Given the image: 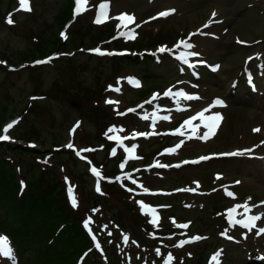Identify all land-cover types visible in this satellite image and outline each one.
<instances>
[{"label": "rangeland", "instance_id": "rangeland-1", "mask_svg": "<svg viewBox=\"0 0 264 264\" xmlns=\"http://www.w3.org/2000/svg\"><path fill=\"white\" fill-rule=\"evenodd\" d=\"M29 3L32 10L24 11L19 0H0V134L5 123L17 119L5 133L10 139L0 142V186L14 189L17 198L35 185L30 181L47 183L50 173L57 178L59 211L69 207L83 226L90 217L92 233L84 228L99 244L92 243L76 264H165L169 254L171 264H264V234H257L264 220L251 231L228 220L229 210L241 202L251 212L243 209L235 219L264 214V0H88L87 10L75 16L72 0ZM101 4L108 5L109 15L97 24ZM122 14L134 22L123 27L117 19ZM161 48L166 51L158 52ZM171 53L204 63L187 67ZM180 92L198 99H184ZM216 99L223 104L213 106ZM201 111L222 117L207 140L200 138L206 129L200 119L184 125ZM176 126L184 135L168 134ZM109 128L122 131L109 133ZM139 131L156 134L130 138ZM109 135L129 138L120 147ZM133 146L138 158L129 159L124 149ZM226 152L237 155L221 156ZM248 152L259 159L246 160ZM200 155L210 157L170 167ZM155 159L169 167L145 170ZM92 168L101 173L99 192ZM7 173L14 175V187L6 183ZM125 176L130 178L116 179ZM1 199L0 238L12 256L0 255V264H54L53 256L38 257V247L52 233L45 218L29 216L19 254L7 233L16 212L4 208ZM137 201L156 209L158 226L149 223L151 216ZM61 225L58 240L65 232ZM193 237L202 239L176 246ZM51 245L56 253L71 249L61 241Z\"/></svg>", "mask_w": 264, "mask_h": 264}, {"label": "trees", "instance_id": "trees-1", "mask_svg": "<svg viewBox=\"0 0 264 264\" xmlns=\"http://www.w3.org/2000/svg\"><path fill=\"white\" fill-rule=\"evenodd\" d=\"M12 146L13 145L11 146L9 145V147ZM35 152L37 151L35 150ZM25 153L34 156L32 153L29 152H25ZM9 174L10 173H7V175L4 174L5 178L8 179L6 183H8V185L12 183L11 185H13L14 187L16 185L14 175L12 176ZM38 179L39 180L35 182L30 181V183H33L35 185L31 184L29 186L30 191L23 192L17 198L13 192L14 189L8 191L6 190V187L0 186V197L2 198L1 202H3L6 205L3 207L4 208L10 207L11 209H14V211L16 212L14 221L11 223L7 233L12 238L11 240L15 245L16 250L18 251L19 254H21L22 252L20 251L22 250H20V248L22 244L25 242L27 237L26 235L30 230L29 229L30 226L28 225V223L30 222L29 216L38 213L42 216V218H45L46 222L48 223V226L51 227V231H52L47 242L44 245L38 247V253H39L38 257L40 258L41 255H43L45 256V259H50L53 256L54 260H52V262L54 261L55 262L54 264H63L65 261L68 262V264H76L79 258L76 254H79V252L82 251L80 253L81 255L83 254V252L91 249L92 247L91 241L87 235L88 232L86 231V229L82 224L77 222L78 220L77 218H75L74 220L71 217V215L67 211L69 207H65L64 211L63 210L59 211V207L56 204L58 202L56 200H57V195L60 193L57 187L58 183L60 182L54 181L57 180V178H55L52 175V173H50L49 182L46 180L47 183H45L40 178ZM23 194L29 197L26 202L22 198ZM6 195L7 197L4 198L3 196ZM48 201H52L56 205H53L51 208H49V204L47 203ZM61 224L65 228L64 230L65 232H64V236L58 240L55 238L56 236L55 231H56V227L58 228ZM59 241L63 243L64 247L71 245V249L65 253H62V250L64 248L59 250L58 253L52 251L51 248L53 245H51V243L53 242L55 243ZM41 248H43L42 251H40ZM48 252L49 254L47 255ZM53 253L55 254L53 255Z\"/></svg>", "mask_w": 264, "mask_h": 264}, {"label": "snow or ice", "instance_id": "snow-or-ice-1", "mask_svg": "<svg viewBox=\"0 0 264 264\" xmlns=\"http://www.w3.org/2000/svg\"><path fill=\"white\" fill-rule=\"evenodd\" d=\"M76 2V8H75V13H74V16L75 15H80L82 12L86 11L87 8H86V5L88 4V0H75ZM19 4L21 6V9L24 10V11H31V6H30V3H29V0H19ZM108 5L107 4H101L99 5V13L95 19V23L97 24H100V23H103L108 17H107V12H106V9H107ZM169 13L165 12V13H161L160 15L161 16H165V15H168ZM213 15H215V13H213ZM117 19H119L121 22H122V26L123 27H127L129 23H132L134 22V17L130 16V15H127V14H122L120 17H118ZM8 23L11 24L13 23V21L11 19L8 20ZM63 35V33H62ZM121 35H125V33H121ZM65 39H67L66 36H64ZM134 38V36L132 35H129V39H132ZM183 46L185 48H191L192 45L188 44V43H184ZM96 53L100 54V55H104L105 53L101 52L100 49H95L94 50ZM161 52H164L166 51V49L164 48H161L160 49ZM188 55H192V56H195L197 55L196 53H189ZM52 58H49L48 60H44V61H38L37 63H49L50 60ZM180 59L183 61V63L185 64H188V60L185 58V55L182 54L180 56ZM137 86H139L137 84ZM115 91H119L120 89L119 88H116L114 89ZM169 93H165V95H168ZM177 95L183 97L184 99H188V100H191V99H198V97H193V96H186L183 92H180V93H177ZM155 98V97H154ZM106 103H113V101L109 100V101H106ZM215 104L216 105H222L223 102L220 101V100H216L215 101ZM129 111H132L131 109ZM122 114V113H121ZM144 119H148L149 117L146 115L143 117ZM200 119L201 121H206V123H204V127L208 129V131H206L202 137V139H209L212 135L215 134V130L216 128L219 126V122L221 121L222 117L219 115V114H215V115H211V116H207L205 117V114H204V111H201L199 114H198V117H192L191 119L187 120L184 122V125L185 126H188V125H192V121L195 120V119ZM162 119H165L167 120L168 117L165 116V117H162ZM13 127V124L10 123L9 125L6 126V128L4 129V132L7 133L11 128ZM76 127H79V122L78 124L76 125ZM75 129H73L74 131ZM118 131H122V129H116V128H109L108 129V132L109 133H112V132H118ZM196 129L195 127L193 128V132L195 133ZM254 131L256 132H259L261 131V129L257 128V129H254ZM152 134H156V133H152ZM184 135V133L182 131H180L179 129L173 133V135ZM134 135H148V134H134ZM129 137H124V138H121L120 136L116 135V136H112V135H109L108 136V139L110 140H115L117 142V145L120 146V147H123V139H128ZM10 137L8 135H0V140H9ZM68 148H73V145L71 143H69L67 145ZM181 147V145H176L175 148L169 150L170 152H175L177 148ZM125 152L129 153V159H133V158H138V157H134L132 155V153L134 152L135 150V146H133L132 148H125L124 149ZM82 151H91V149H84ZM79 155V152L77 153ZM116 154V149L113 148L112 151H111V155H115ZM229 155H237V153H230ZM202 159H207V157L205 158H202ZM185 163H188V162H185ZM124 163H122L120 165L121 169L124 168ZM157 167H164V165H159L157 164L156 165ZM92 173L98 178L97 179V186H96V191L99 192L100 191V179H102L101 177V173L96 169V168H92L91 169ZM130 178V176H125V177H117L116 179L117 180H121V179H128ZM67 180V178H65ZM133 184L136 183L135 180L132 181ZM141 187H143L141 185ZM128 191H132V189H128ZM145 192H147L148 190L147 189H144ZM68 194H69V198H70V201H71V205L73 208H76L78 206V203H77V197L74 193V188L70 185L68 187ZM228 196H233V193L231 192H228L227 193ZM137 203L140 205V209L142 211V213H144L145 215H150L151 216V219L149 220V223L153 224V225H157L158 226V223H159V218H158V215H157V211L155 208H152L150 206H147L143 203V201H137ZM238 207H243L244 210H245V213H249L251 212V207H249L247 204L245 205H238L232 209L229 210L228 212V220H229V223L232 224V225H240L241 227L245 228V229H248L249 231H251L253 228L256 227V222L257 221H261V220H264V214H260V215H247L246 219H235L234 217V213L237 212V208ZM93 221L91 220V218L89 217L88 219H86L84 221V226L85 228L88 229L89 233L91 234L92 233V229L89 227L90 224H92ZM173 223H175V221H173ZM102 227H105V226H102ZM176 227H179V228H188V224H177ZM257 234H264V228H259L257 230ZM110 235V233H109ZM230 238V237H229ZM93 239L95 240V236L93 235ZM199 239H202L201 237H193L191 240H183V241H180L179 244H177L176 246L177 247H183L185 244L187 243H191L193 242V240H199ZM128 236H124L123 237V241L124 243H128ZM97 247H99V244L96 245ZM157 254L159 255L160 254V250L157 249ZM0 255H3L5 257H9V256H12V251L11 249L8 247V244H7V241L5 239H2L0 238ZM217 256H219V253L216 254V256L213 257V260L215 261L217 259ZM173 260V257L171 254L168 255L167 257V260L165 262V264H171V261Z\"/></svg>", "mask_w": 264, "mask_h": 264}, {"label": "bare ground", "instance_id": "bare-ground-1", "mask_svg": "<svg viewBox=\"0 0 264 264\" xmlns=\"http://www.w3.org/2000/svg\"><path fill=\"white\" fill-rule=\"evenodd\" d=\"M109 15V11L107 12V16ZM261 55H259V57H258V59H260L261 60ZM190 61V60H189ZM206 131H208V129L206 128L205 129V132ZM249 153V154H248ZM248 153H246V160H248V161H257L258 159H259V156H257V155H254V154H252V153H250V152H248ZM236 155H234V156H231L230 158H234ZM229 158V159H230ZM200 162H197L196 164H199ZM238 171H240V170H238ZM239 173V172H238ZM245 204H247V203H243V202H241V203H239V204H236V205H234V207H236V206H238V205H245ZM248 205V204H247ZM249 206V205H248ZM234 207H232V208H234ZM231 208V209H232ZM244 208L243 207H238L237 208V212H240L241 210H243ZM236 212V213H237ZM236 213H234L233 215H235Z\"/></svg>", "mask_w": 264, "mask_h": 264}]
</instances>
